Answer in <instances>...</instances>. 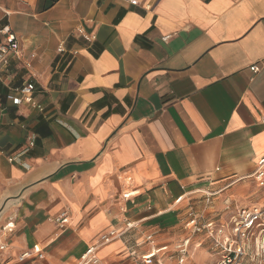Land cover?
Listing matches in <instances>:
<instances>
[{
	"label": "crops",
	"instance_id": "obj_1",
	"mask_svg": "<svg viewBox=\"0 0 264 264\" xmlns=\"http://www.w3.org/2000/svg\"><path fill=\"white\" fill-rule=\"evenodd\" d=\"M6 24L20 53L0 66V264H76L111 231L100 264H139L184 239L191 204L246 200L264 155V0H0ZM26 81L41 109L7 99ZM33 247L43 258L20 262Z\"/></svg>",
	"mask_w": 264,
	"mask_h": 264
},
{
	"label": "built area",
	"instance_id": "obj_2",
	"mask_svg": "<svg viewBox=\"0 0 264 264\" xmlns=\"http://www.w3.org/2000/svg\"><path fill=\"white\" fill-rule=\"evenodd\" d=\"M123 1L131 5L138 4V0ZM0 34L2 35L0 39V66L6 68L10 55L19 57V42L7 24L0 27ZM84 37L90 39L87 35H84ZM250 69L252 71L257 70L255 65L250 66ZM34 90L35 84L31 81H26L10 89L6 97L12 105L27 103L41 109V105L34 100ZM260 122L264 125V114L260 117ZM34 142L35 136H29L26 145L15 154L9 155L7 157L8 161L19 160L34 146ZM22 165L24 166V164ZM248 178L256 183L259 188H264V155L257 159L255 169ZM263 217L264 208L256 204L239 206L236 212L231 214L225 222H221L216 217L206 219L203 213L196 212L191 206L187 209L184 227L189 228L192 233L204 234L209 241L210 249L216 255L214 264H245V255L250 237L255 231L258 233L264 231ZM53 220L58 224L65 223L67 220L66 213L62 212ZM125 225V230L136 226L134 222H127ZM118 235L119 233L111 231L108 234L100 236L96 244L89 246L82 253L76 264H100L99 258L96 255L97 247L109 242ZM146 240L148 242L152 241V236L147 235ZM189 240V238H185L176 245L177 264H183L187 259L186 253ZM201 245L202 242H199L196 244V247ZM4 247V244H0V250H3ZM261 248H263V244H261ZM35 258H43V253L40 249L33 247L30 250L23 251L19 255L18 260L23 262ZM167 259H172V253L166 244L155 245L147 253L139 255L137 258L139 264H165Z\"/></svg>",
	"mask_w": 264,
	"mask_h": 264
},
{
	"label": "rangeland",
	"instance_id": "obj_3",
	"mask_svg": "<svg viewBox=\"0 0 264 264\" xmlns=\"http://www.w3.org/2000/svg\"><path fill=\"white\" fill-rule=\"evenodd\" d=\"M251 184V189L249 191V195L245 201H236V203H231L227 208H223L224 205L219 209H214L213 196H207V206L213 208L214 210H207L204 207L196 208L194 204H191L192 208L199 213H203L206 219L216 217L221 222H225L229 216L236 212L239 206H244L248 204H256L258 206H262L264 208V188H259L256 183L252 180H249ZM209 214H213L208 216ZM264 226V217L262 219ZM185 223V222H184ZM184 223L180 226V231L176 234L177 240L189 238V244L187 248V259L183 264H214L216 259V255L210 249L209 241L206 239L204 234L202 233H192L189 228L184 227ZM182 233V236H179ZM202 242V245L196 247V244ZM180 243V242H179ZM176 243V244H179ZM261 244H263V248H261ZM257 246V247H256ZM172 253V259H167L165 264H167L168 260H172V262H168V264H177V252L176 249L169 248ZM174 258V259H173ZM245 264H264V231L255 233L250 237L248 241V249L245 255Z\"/></svg>",
	"mask_w": 264,
	"mask_h": 264
}]
</instances>
